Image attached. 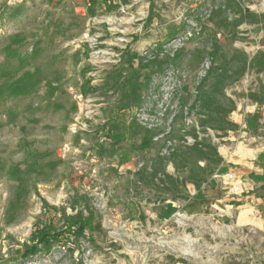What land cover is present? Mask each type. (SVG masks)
<instances>
[{
  "label": "rangeland",
  "instance_id": "1",
  "mask_svg": "<svg viewBox=\"0 0 264 264\" xmlns=\"http://www.w3.org/2000/svg\"><path fill=\"white\" fill-rule=\"evenodd\" d=\"M0 264H264V0H0Z\"/></svg>",
  "mask_w": 264,
  "mask_h": 264
},
{
  "label": "trees",
  "instance_id": "2",
  "mask_svg": "<svg viewBox=\"0 0 264 264\" xmlns=\"http://www.w3.org/2000/svg\"><path fill=\"white\" fill-rule=\"evenodd\" d=\"M71 231V229H69ZM74 235V237H79L82 236L83 234V229L80 226L74 227L73 230L71 231ZM70 235V233H67L64 228H61L59 230H54L50 229L48 231H40L37 233L38 238L36 239V242L32 245V248L30 250V253H35L37 250V247L40 244H49L52 241H60V239L63 238V236Z\"/></svg>",
  "mask_w": 264,
  "mask_h": 264
}]
</instances>
